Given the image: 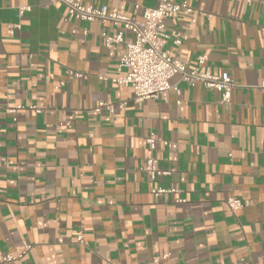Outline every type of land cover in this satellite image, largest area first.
Segmentation results:
<instances>
[{"label": "crops", "instance_id": "obj_1", "mask_svg": "<svg viewBox=\"0 0 264 264\" xmlns=\"http://www.w3.org/2000/svg\"><path fill=\"white\" fill-rule=\"evenodd\" d=\"M79 1L137 19L158 3ZM170 1L192 11L166 20L180 40L166 49L188 69L204 56L227 72L228 103L182 81L135 101L111 80L130 31L110 54L101 33L119 26L76 20L61 2L0 0V256L31 245L0 264H264V0ZM150 156L154 179L141 169Z\"/></svg>", "mask_w": 264, "mask_h": 264}, {"label": "built area", "instance_id": "obj_2", "mask_svg": "<svg viewBox=\"0 0 264 264\" xmlns=\"http://www.w3.org/2000/svg\"><path fill=\"white\" fill-rule=\"evenodd\" d=\"M52 2H61L67 10L68 15L76 20L87 22L98 20L102 23L109 22L114 26H119V31L114 35L102 32L104 44L110 49L114 43L123 40V31H130L133 39L126 43V50L120 56L116 66L117 76L111 77V80L119 86H129L133 91V99L142 101L144 99L155 98L163 91L174 90L179 93V82H186L188 86L195 83H202L207 89L215 90L219 93V101L228 103L231 98V91L234 87L229 74L225 71L214 73L210 68L205 67V57L198 56L192 68H186V64L171 56L166 49V44L172 40L174 44H179V38L175 37V30L168 29L166 20L177 13L188 14L192 11L186 1L179 3L170 0H158L155 7L144 8L140 19L132 15H126L116 10L109 9L106 5L94 6L91 4H82L79 0H50ZM249 1V0H246ZM27 7H21L20 11ZM70 75L80 77L81 73L69 71ZM264 90V82L260 84ZM116 104L110 101H100L98 108H105L112 113ZM124 102L117 103V107H123ZM23 107L20 105L6 108V112L16 120V113ZM34 108V107H31ZM36 110V109H35ZM157 137L150 134L145 142L150 149H154ZM1 165V162H0ZM141 169L147 175L154 179L157 175L163 174L158 167L156 157H147ZM151 194L161 195L165 192H179L178 188L164 189L161 187H152ZM178 201H181L178 199ZM231 210H237L242 207L238 198L229 197L226 200ZM81 240V236H78ZM31 248L30 244H25L23 250L17 255H1L0 262H10L21 258L22 255ZM166 257V255H163ZM159 260L155 257L147 264H154Z\"/></svg>", "mask_w": 264, "mask_h": 264}]
</instances>
